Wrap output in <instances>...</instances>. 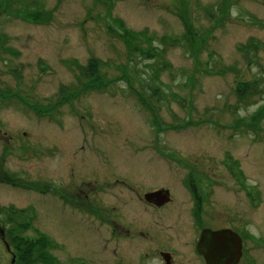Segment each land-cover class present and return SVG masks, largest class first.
I'll list each match as a JSON object with an SVG mask.
<instances>
[{
  "label": "rangeland",
  "instance_id": "374dc122",
  "mask_svg": "<svg viewBox=\"0 0 264 264\" xmlns=\"http://www.w3.org/2000/svg\"><path fill=\"white\" fill-rule=\"evenodd\" d=\"M200 205L264 264V0H0V264H204Z\"/></svg>",
  "mask_w": 264,
  "mask_h": 264
},
{
  "label": "water",
  "instance_id": "95a60500",
  "mask_svg": "<svg viewBox=\"0 0 264 264\" xmlns=\"http://www.w3.org/2000/svg\"><path fill=\"white\" fill-rule=\"evenodd\" d=\"M146 199L161 206L171 200L170 191L160 189L145 195ZM0 234L4 235V230L0 226ZM234 242V256L228 257L226 246L229 242ZM197 250L204 255L206 264H238L242 254L241 237L230 230L213 231L205 229L201 239L197 244Z\"/></svg>",
  "mask_w": 264,
  "mask_h": 264
},
{
  "label": "flooded vegetation",
  "instance_id": "af4514ba",
  "mask_svg": "<svg viewBox=\"0 0 264 264\" xmlns=\"http://www.w3.org/2000/svg\"><path fill=\"white\" fill-rule=\"evenodd\" d=\"M117 182H119V183H117ZM117 183V184H116ZM73 184H75L74 182L72 183V185ZM114 184L116 185V187L119 185V184H122V182H120L119 180H116V182H114ZM162 189H165V188H162ZM168 190V189H167ZM155 191H157V190H153V191H147V192H145L144 193V204L145 205H147L148 207H150V208H157L158 210H161V209H163V208H165L168 204H170V202L172 201V196H171V192H170V196H171V200L168 202V203H166V204H164V205H161V206H159V205H157L156 203H154V202H150V201H148L147 199H146V197H145V195L146 194H148V193H152V192H155ZM129 192H131V193H135V195H136V197H137V202H139L140 200H141V198H140V193H139V191H137V192H134V190H131V191H129ZM89 197H91L90 196V193H89ZM75 198H76V196H75ZM77 199V198H76ZM86 199H88L87 198V196H86ZM78 200V199H77ZM88 204H89V202H88ZM201 204V203H200ZM90 206V205H89ZM88 206V207H89ZM90 209L92 210V208L90 207ZM92 213V212H91ZM99 213V215H101V213L100 212H98ZM93 215V214H92ZM98 216V215H97ZM101 217V216H100ZM103 217H105L108 221H111V222H113V223H116V224H118V228L121 230V232H126L127 234H130V233H132L133 234V236H135V233L137 232V229H138V226L137 225H135V224H133V223H126V222H124L123 220H118L117 218H114L112 215H110V214H106V216H104L103 215ZM193 217L195 218V220H196V224H197V226H198V228L200 229V234H199V237H198V240H197V243H196V245H195V249H196V253H197V255L200 257V260H201V262L202 263H204V264H206V260H205V258H204V255L203 254H201L200 252H198V250H197V244H198V242L200 241V239H201V235H202V233H203V231L205 230V229H210V230H213V231H220V230H230V231H233V232H235L236 233V231H234L233 230V228H231L230 226H226V227H221V226H219V225H208V226H204V221H203V205L201 206L200 205V207H199V209L197 210V212L196 213H194V211H193ZM228 221V223H230L231 222V220L229 219V220H227ZM216 224H219L218 222L216 223ZM1 235V234H0ZM3 241H4V239H3ZM229 245L228 246H226V248H227V253H228V257H230V256H234V252H233V249H234V242L233 241H230L229 243H228ZM6 245V244H5ZM6 248H7V250H8V252H10V250L8 249L9 247L6 245ZM242 252H243V250H241ZM159 255H160V257L162 258V260L164 261V264H177V256L176 255H174V252L172 251H170V250H162V251H160V253H159ZM242 255V254H241ZM241 258V257H240ZM240 262V261H239ZM239 262H238V264H239Z\"/></svg>",
  "mask_w": 264,
  "mask_h": 264
},
{
  "label": "trees",
  "instance_id": "16d2710c",
  "mask_svg": "<svg viewBox=\"0 0 264 264\" xmlns=\"http://www.w3.org/2000/svg\"><path fill=\"white\" fill-rule=\"evenodd\" d=\"M96 64V63H95ZM97 65V64H96ZM95 70H96V68H94V66H93V62H91V65H90V67H89V69H88V71H89V75H91L90 76V78L91 77H94L95 75H96V72H95ZM252 86H254V89L256 90L257 89V87L255 86V85H251V84H249V85H247V86H245V89H241L240 91H241V94H243L246 90L247 91H249V89H251L252 88ZM9 179L10 180H12V177L9 175ZM21 213H23V212H21ZM14 232H10V240H13V242L15 241H18V240H21V239H18V238H14ZM37 241L38 242H36V243H32V242H29L30 244L29 245H27V242L26 243H24L23 245H25L26 246V252H25V254L23 255V256H25V255H27V253H29V252H31V248L32 247H36V246H39V245H41L44 249H43V251H44V253L47 255V257H48V252H47V246H50V244H49V242H47L48 240H47V238L43 235H41L40 237H39V239H37ZM31 247V248H30ZM52 258H53V256H52Z\"/></svg>",
  "mask_w": 264,
  "mask_h": 264
}]
</instances>
